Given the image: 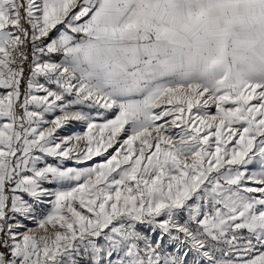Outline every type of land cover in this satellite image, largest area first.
Wrapping results in <instances>:
<instances>
[{"label": "snow or ice", "instance_id": "6c2138e0", "mask_svg": "<svg viewBox=\"0 0 264 264\" xmlns=\"http://www.w3.org/2000/svg\"><path fill=\"white\" fill-rule=\"evenodd\" d=\"M0 264H264V0H0Z\"/></svg>", "mask_w": 264, "mask_h": 264}]
</instances>
